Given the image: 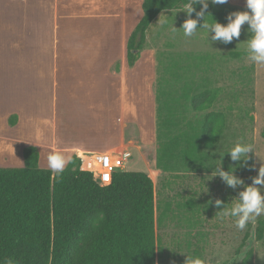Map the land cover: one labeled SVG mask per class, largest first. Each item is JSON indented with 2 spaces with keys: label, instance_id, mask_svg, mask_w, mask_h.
<instances>
[{
  "label": "crops",
  "instance_id": "crops-1",
  "mask_svg": "<svg viewBox=\"0 0 264 264\" xmlns=\"http://www.w3.org/2000/svg\"><path fill=\"white\" fill-rule=\"evenodd\" d=\"M143 1L0 0V149L9 142L24 156L34 146L40 166L43 152L62 153L69 163L87 152L130 151L145 162V168L136 170L152 176L157 201V186L172 169L170 163L194 160L198 142L189 137L159 165L161 144L176 138L179 134H171L181 125L171 113L161 119L156 84L160 57L168 56L161 52L174 50L170 18L182 7L162 11L152 22L165 24L153 57V113L132 115L149 28L134 66L127 61V43L144 15ZM24 54L28 60L20 62L17 58ZM42 99L49 102L43 109Z\"/></svg>",
  "mask_w": 264,
  "mask_h": 264
},
{
  "label": "rangeland",
  "instance_id": "rangeland-1",
  "mask_svg": "<svg viewBox=\"0 0 264 264\" xmlns=\"http://www.w3.org/2000/svg\"><path fill=\"white\" fill-rule=\"evenodd\" d=\"M230 1L214 6L231 8L233 12L247 10L246 0ZM175 13L170 18L177 27L170 37L174 42V50L161 52L168 56L163 60L160 57L157 70L156 86L163 114L161 119L171 113L181 124L171 135L182 132L192 134L198 142V149L194 160L186 162L181 159L170 163L172 169L157 186V264H192L195 259H201L205 264H219L226 260H241L249 249H253L254 264H264V239L258 241L254 235L257 220L261 216L241 232L235 227L234 218L223 215V205L220 208L215 206L217 198L227 203L228 208L238 201L239 191L251 184L252 178L258 175L262 163L260 158L253 152L249 154L246 165H237L235 174L245 181V185L235 189L228 187L221 177L210 176L213 167H219L222 162L219 153H226L236 143L250 144L264 156V67L254 65L247 59L246 49L250 38L247 24L242 26L239 39L234 38L229 44L211 43L210 34L204 28L199 29L193 37H185L183 29L179 27L189 17L185 11L175 10ZM206 14L205 22L215 23L209 13ZM192 17L196 18L195 12ZM199 23L203 24L202 18ZM168 25L171 24L168 22ZM164 27L165 24L160 26L156 21L149 27L143 51L145 64L142 66V80L133 89L130 103L133 116L142 113L144 117L145 113H153V57L160 38V28ZM187 48L191 50H184ZM233 51L244 53L235 57L231 54ZM17 59L27 62L28 56L24 54V57ZM207 88L218 89L216 100L209 109L195 111L191 106L192 96ZM46 103L49 102L41 100L42 109ZM20 104L23 109L27 108L26 91L21 96ZM32 107L30 102L28 109ZM211 111L224 115L225 128L219 141L213 147H207L201 125L205 115ZM166 138L168 136L163 141ZM8 143L4 142L0 149V167L25 166L24 156L19 154L18 148L11 149ZM47 157L43 152L42 167H48ZM131 159L133 168L127 164L125 170L145 168V162L136 156ZM236 163L231 160L230 154L223 158L224 170H229L230 165ZM162 165H165L163 161ZM246 234H250L247 245L238 252Z\"/></svg>",
  "mask_w": 264,
  "mask_h": 264
},
{
  "label": "trees",
  "instance_id": "trees-1",
  "mask_svg": "<svg viewBox=\"0 0 264 264\" xmlns=\"http://www.w3.org/2000/svg\"><path fill=\"white\" fill-rule=\"evenodd\" d=\"M190 0H144V15L127 43V61L134 66L145 46L147 30L165 10ZM200 10L202 5H195ZM212 20L227 24L230 8L211 3ZM244 52H231L235 57ZM218 89L207 88L191 98L195 111L209 109ZM173 122V121H171ZM225 128L221 112H208L201 130L213 147ZM180 136V137H179ZM192 134L180 133L161 145L158 163ZM182 139V140H181ZM25 166L0 167V264H157L156 194L146 171L121 170L101 186L81 160L71 158L61 174L39 165V151L24 150ZM255 239H264V215L257 220ZM246 234L237 251L247 245ZM253 249L241 259L219 264H254Z\"/></svg>",
  "mask_w": 264,
  "mask_h": 264
},
{
  "label": "clouds",
  "instance_id": "clouds-1",
  "mask_svg": "<svg viewBox=\"0 0 264 264\" xmlns=\"http://www.w3.org/2000/svg\"><path fill=\"white\" fill-rule=\"evenodd\" d=\"M209 2L213 5H218L226 4L228 0H190V3L179 10L185 11L189 17L179 27L183 29L184 36L193 37L199 29L204 28L210 34L211 43L221 42L229 44L234 38L239 39L242 26L247 24V30L250 33L246 49L247 59L254 65L264 67V0H246L247 10L230 13L227 24H222L217 20L212 24L205 22L208 15L206 14V10L209 7ZM198 4L202 5L199 11L195 7ZM194 12L196 13V18L192 17ZM200 18L203 19L202 25L199 23ZM175 28L177 27L173 25V30ZM253 152L260 158L262 163L259 167L258 175L252 178V183L245 185V181L238 177L235 171L238 164H247L250 158L249 154ZM226 154H230L231 160L237 162L230 165L229 170H224L223 168V158ZM219 157L222 162L219 167H213L210 176L212 178L215 176L221 177L226 185L233 189L240 185L245 186L243 190L239 191L237 195L238 201L231 208H228L227 203L218 198L215 199V206L220 208L223 205V215L234 218L235 227L243 232L249 223H255L257 218L264 215V190H262L264 189V156L256 152L250 144L236 143L226 153H219ZM47 162L48 168L51 171L61 174L68 163V159L62 153L53 152L48 155ZM211 203L212 201L210 200ZM188 260L189 257L187 255V262ZM8 264H11V261ZM192 264H205V262L201 259H195L192 261Z\"/></svg>",
  "mask_w": 264,
  "mask_h": 264
},
{
  "label": "built area",
  "instance_id": "built-area-1",
  "mask_svg": "<svg viewBox=\"0 0 264 264\" xmlns=\"http://www.w3.org/2000/svg\"><path fill=\"white\" fill-rule=\"evenodd\" d=\"M79 157L81 169L91 172L98 184L106 186L111 184L114 173L126 169L132 154L130 151L87 152Z\"/></svg>",
  "mask_w": 264,
  "mask_h": 264
}]
</instances>
